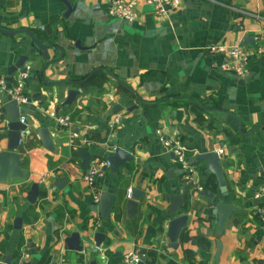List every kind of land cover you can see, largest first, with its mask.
I'll return each instance as SVG.
<instances>
[{"label": "crops", "instance_id": "obj_1", "mask_svg": "<svg viewBox=\"0 0 264 264\" xmlns=\"http://www.w3.org/2000/svg\"><path fill=\"white\" fill-rule=\"evenodd\" d=\"M136 1L138 19L127 22L110 14L113 0H69L74 9L67 16L62 0H0V27L29 29L63 48V59L47 70L49 80L81 81L97 70L86 83L74 86L80 94L58 113L69 114L72 125L58 129L50 112H56L73 86L47 88L38 75L46 60L29 36L0 33V77L27 56L24 94L31 101L18 105L33 112L24 113L26 136L17 149L25 180L8 175L0 181V264H6L8 252L13 253L11 264H16L24 250L32 254L29 264H53L63 244L67 264H89L96 258L122 264L126 253L142 248L147 249L146 264H264V222L255 212L264 202L253 197L264 184V54L256 51L264 45V0H182L162 15L146 0ZM248 35L255 44L246 46V74L224 70L230 46ZM214 45L225 49L213 53L209 48ZM50 54L59 57L61 52ZM11 99L8 89L0 87V151L8 143L3 104ZM116 104L123 108L114 112ZM116 115L120 122L113 128ZM43 127L57 133L54 150L41 141L38 130ZM157 129L184 144L189 160L224 148L227 194L220 191L215 175H205V161L193 163L201 172V184L214 194L213 201L186 184ZM117 146L130 150L134 161L118 173L108 168L93 184L84 182L82 173L106 160ZM78 150L92 154L86 169ZM63 177L66 185L59 188L55 182ZM35 182L40 195L31 204L27 196ZM105 187L120 198L108 220L92 210L95 194ZM135 187L146 195L139 201V213L128 218L127 190ZM178 194L184 200L178 214L188 220L178 247L172 248L167 231L173 218L171 197ZM215 202L235 206L220 235L212 213ZM18 217L23 219L21 229L14 227ZM98 230L106 233V242L96 254ZM72 232L84 239L83 253L65 245ZM200 238L209 241L208 247ZM217 240L222 244L219 259Z\"/></svg>", "mask_w": 264, "mask_h": 264}, {"label": "water", "instance_id": "obj_2", "mask_svg": "<svg viewBox=\"0 0 264 264\" xmlns=\"http://www.w3.org/2000/svg\"><path fill=\"white\" fill-rule=\"evenodd\" d=\"M64 4L67 7V12L65 16H67L74 8V6L71 5L69 0H62ZM169 9V7H168ZM0 33L13 36L19 33H24L34 42V44L37 46V48L40 51V55L46 60V63L44 64L43 68L39 71L38 75L46 87L49 88L50 86H59V85H71L73 86L70 88L67 92V98L62 102L60 106L56 107V112L59 113V110L61 107L66 105H71L76 99L77 96L80 94L79 90L77 88H74V86H80L86 83L89 78L97 72V70H94L90 76L85 78L81 81H53L49 80L46 77V73L49 67L59 63L63 59L64 50L62 47L51 43L46 42L44 40L39 39L33 31L29 29H18V30H10L3 27H0ZM255 44V38L254 36H244L240 42L239 45L241 46H250ZM78 45V43H77ZM56 51L61 52V55L59 57H53L51 58L50 51ZM28 58L27 56H23L19 59L18 62L15 64H12L7 68L6 72V82L7 87L10 88L12 83L15 81V76L17 72H26L27 66H24L27 62ZM1 71V70H0ZM119 83L123 84L127 88H129L135 96L138 98L139 102L141 104H145L143 102V99L135 92V90L126 84L125 82L121 81L118 77H116L112 72L108 71ZM35 76H33L34 78ZM39 99L41 100V96H39ZM191 100V98H189ZM28 101H31V99H28ZM136 106H133L128 109V111H132L135 109ZM123 108L122 105L116 104L113 108V111L116 112L117 110H121ZM3 109L8 117L7 122V129L5 130V134L8 137V143L7 148L0 151V181L5 182L8 175H11L12 178H20L21 180H25L26 176V170L22 167V159L21 154L18 149L19 139L21 136V132L26 128V125L20 121V117L24 113L33 114V112L29 109H25L18 105V102L14 99H11L3 104ZM239 133L242 134L241 129L239 130ZM38 134L41 138V141L43 142V145L48 150H54V142L50 135L49 129L47 127L40 128L38 130ZM248 135V134H246ZM114 143H118V140H114ZM78 155L82 157V168L86 169L90 166L91 160H92V154L89 151L85 150H78ZM107 159L110 161V167L109 170L113 173H118L119 168L122 165H125L126 163H131L134 161V155L133 153L125 149L121 146H117L113 149L112 153L107 157ZM221 156L214 150L201 152L197 154L194 158H191L190 161L192 162H199V161H205L207 163V167L205 170V175L209 176L210 174H213L217 177L218 185L220 188V191L224 194H227V184H226V178L224 174V168L221 162ZM171 171V170H170ZM183 173V171H182ZM67 179L65 177L61 178L60 180H57L55 182V185H57L59 188H63L66 185ZM203 194L210 200L213 201L214 194L205 189L203 191ZM40 195V188L39 184L37 182L33 183L31 186L30 191L28 192L27 200L31 204H35L38 200V197ZM146 193L141 190L140 187H135L132 189V195L130 198H127L125 201V208L128 218H132L135 215L139 213V201L142 197H145ZM119 196L117 193H115L111 188L105 187L104 190L101 192L100 195V203L98 205H94L92 207V210L99 213L102 220H108L110 218L111 213L113 212L117 201H119ZM183 196L181 194L174 195L171 197V206H170V214H172L173 218L169 221L168 224V231L167 236L169 238L170 247L177 248L179 243L178 240L182 234L183 228L187 224L188 216L187 215H179L178 214V207L183 204ZM235 210V206L231 203L227 202H215L214 208L212 210L213 215L215 216V223H216V234L220 235L223 231V228L225 226L226 221L230 217V214L232 211ZM23 219L18 217L15 220V228L21 229L22 228ZM94 240H95V248L93 250L94 253L97 254V252L102 248V245L106 242V233L103 231H96L94 234ZM84 239H82L79 232H72L69 236H67L64 239V243L67 246L68 250L75 251V252H84ZM88 241V240H87ZM222 251V244L220 240H217V251H216V259H219L220 254ZM122 253H120L121 255ZM139 254L141 255V258L136 264H146L147 260V249L142 248L139 251ZM12 257L13 253L8 252L5 258L6 264L12 263ZM53 264H57L59 261L58 256L53 257ZM89 264H107L106 262L103 263V261L99 259H93L90 261Z\"/></svg>", "mask_w": 264, "mask_h": 264}, {"label": "built area", "instance_id": "obj_3", "mask_svg": "<svg viewBox=\"0 0 264 264\" xmlns=\"http://www.w3.org/2000/svg\"><path fill=\"white\" fill-rule=\"evenodd\" d=\"M148 3L152 4L155 8L157 14H165L169 8H177L181 5L182 0H146ZM136 0H113L110 7V14L123 21L135 22L138 19L139 13L136 9ZM223 46H210L209 50L213 53L224 51ZM256 51L259 54H264V45L259 44L256 47ZM249 61V49L246 46L232 45L229 48L228 60L223 64L224 70H231L237 75L244 76L247 72V64ZM29 66H27V71L19 73L15 76V81L12 83L11 87H7V82L4 77H0V87L7 88L8 93L12 99L16 100L18 104H26L28 98L24 94L25 82L28 77ZM50 116L56 121L58 129H66L72 125V119L69 114H58L54 110L50 112ZM27 120V115H21L20 121L25 123ZM120 122V116L116 115L112 120V127L115 128ZM51 137H56V131L50 133ZM156 135L162 144L166 147L168 152H172L175 155L180 168L183 171V176L186 184H191L193 189L199 193H203L205 187L201 184V175L199 168L188 159L187 147L181 142L173 139H169L162 135L160 129H157ZM26 136V131L21 132L19 139V144H22ZM73 145V141L69 143ZM116 148V147H115ZM217 153L221 156L225 153L224 148H219ZM110 167V161L108 159L98 162L95 165L90 166L82 173V180L88 184H93L98 178L104 177L106 170ZM101 191L98 190L97 194L94 196L93 203L98 205L100 203ZM127 195L130 198L132 195V189L127 190ZM254 199L264 202V184L259 186V188L253 194ZM256 214L264 222V204H259L255 206ZM99 225V222H97ZM97 225V226H98ZM59 264H67V249L62 245L58 253ZM141 258L138 251L128 252L124 255L122 264H136ZM32 259V254L29 251H23L16 262V264H29Z\"/></svg>", "mask_w": 264, "mask_h": 264}, {"label": "trees", "instance_id": "obj_4", "mask_svg": "<svg viewBox=\"0 0 264 264\" xmlns=\"http://www.w3.org/2000/svg\"><path fill=\"white\" fill-rule=\"evenodd\" d=\"M208 183H210V182H208ZM208 186V184L206 185V187ZM186 238V237H185ZM184 239V238H183ZM199 242H201L202 243V245L203 246H206V247H208V245L207 244H209V241L206 239V238H200L199 239ZM154 255V254H153ZM168 264H176L173 260H170L169 262H168Z\"/></svg>", "mask_w": 264, "mask_h": 264}]
</instances>
